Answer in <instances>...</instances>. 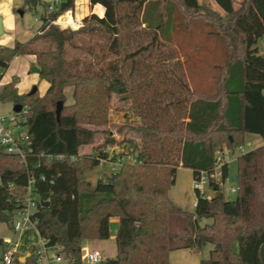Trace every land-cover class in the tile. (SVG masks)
Returning <instances> with one entry per match:
<instances>
[{
  "label": "trees",
  "instance_id": "obj_1",
  "mask_svg": "<svg viewBox=\"0 0 264 264\" xmlns=\"http://www.w3.org/2000/svg\"><path fill=\"white\" fill-rule=\"evenodd\" d=\"M214 1L219 10L199 0H90L105 8L104 16L91 13L80 26L61 28L52 21L74 7V0H62L56 11L44 9L42 26L30 40L0 46V80L15 56L34 54L39 75L49 83L42 95L20 93L17 78L0 85L1 101L26 107L15 114L22 115L18 123L27 126L32 147L23 160L0 145L1 222L13 228L32 170L35 192L49 202H39L32 214L36 228L45 247H59L69 264H81L83 239L110 237L112 217L119 218L118 252L105 264H170L172 251L201 252L208 245L200 264H264V144L238 156L235 199L196 191L195 210L189 211L168 195L178 166L192 169L196 178L213 168L218 151L241 148L246 134L264 139V55L258 47L264 0H243L238 8L233 0ZM25 2L36 8L40 0ZM195 34L200 62L206 41L213 44L209 53L225 51L223 62H211L218 70L214 87L190 84L186 62L192 55L183 51V60L181 49ZM70 49L95 59H70ZM113 97L127 117L140 119L134 128L140 140L128 153L109 158L106 146L114 140L94 143L109 123ZM86 145L96 147L94 153L81 154ZM117 159L118 169L94 185L85 178L102 160ZM0 245H6L2 237ZM28 252L25 264H39L40 248L31 245ZM19 257L13 252L10 264H21Z\"/></svg>",
  "mask_w": 264,
  "mask_h": 264
},
{
  "label": "rangeland",
  "instance_id": "obj_2",
  "mask_svg": "<svg viewBox=\"0 0 264 264\" xmlns=\"http://www.w3.org/2000/svg\"><path fill=\"white\" fill-rule=\"evenodd\" d=\"M51 0H40L39 4L36 8H30L28 5H26L25 0H23L21 6H19L17 9L20 11V9H23L25 11L24 16H21L18 12V16L20 17L21 21H24L26 28H31L32 30L36 31L39 27L42 26V22L40 21V16L44 9H46L47 3ZM202 4H207L211 6L214 9L219 10L218 5L215 3L214 0H199ZM235 8H238L243 0H233ZM61 27V26H60ZM65 28V27H61ZM78 42H81L78 40ZM90 41H85L84 44H88ZM82 43V42H81ZM200 44L199 36L198 34H195L194 36L184 43V49H181V58L184 60L186 59L185 54L183 51H186V53H190L192 55V58L190 59V64L188 63V60L186 62L187 71L189 75L190 84L195 89H205L209 87L215 86V79L217 75V68H215L211 62L214 60L217 63L223 62V54L225 56V51L222 53L221 50L219 51L222 53L219 54L217 51L212 55L209 53V48H211L212 42L206 41L204 44V48L202 50V53L205 55L204 63L199 61V58H196V54L198 53V50H195L196 47ZM213 45V44H212ZM88 47V46H87ZM258 47L260 50V53L264 55V36L259 39ZM80 54L82 58H85L87 60H90L91 57L94 60L95 55H90L87 52L78 51L74 49H70L69 58H73L75 55ZM195 54V55H194ZM214 55H218L215 57ZM195 58H194V57ZM31 74H34V72H31ZM36 74V73H35ZM38 75V74H37ZM19 79V78H18ZM45 80L39 75V82L34 84V86H38L40 91H42L44 87ZM33 86V87H34ZM32 87V88H33ZM31 88V89H32ZM30 91V90H29ZM73 88L68 87L66 89V95H67V103L73 102L72 97ZM2 102V101H0ZM5 106V103H1L0 106ZM121 102L116 97L112 98L111 103V110L109 114V123L105 127L99 128V133L97 134L95 145H101L106 139H113L114 142L110 143L106 146V152L109 158H112L113 156H116L123 152H129L131 146L133 144L139 143L140 140V134L134 129L136 126L139 125L140 119L131 114L129 117L125 115V112L123 110H120L122 107ZM4 108V107H3ZM125 109L127 107H124ZM8 115V117H12V115L15 114L13 111V106L11 107V110L5 115ZM18 121L22 119L21 114H16ZM20 130L25 131L26 128L22 125ZM248 138L251 139V144H248L247 141L243 144L241 148H236L234 150H231L229 148H223V150L218 151L217 155L223 156L225 160L228 162L229 166V176L225 180V184L221 189V192L224 193L226 199H235L236 193H232L229 191L230 186L237 185L238 183V164H237V158L239 155L242 154V152L249 151L255 146L260 145L264 143V139L258 135V134H248ZM92 145H87L84 148L82 147V150H84V153L90 154L94 153L96 150V147ZM112 160H103L101 161V164L93 167L92 169L85 172V178L88 181H91L92 183H96L97 180L102 177L104 174H109L113 171L112 167L115 165L109 164ZM194 173L193 170L190 168L178 166L176 171V179L175 183L171 186V188L168 191V195L171 198V200L183 207L186 210L194 211L195 210V201L197 200V192L194 188ZM206 190L208 194H212V190L210 189L209 185H206ZM217 193V192H216ZM215 193V194H216ZM219 194V193H218ZM207 222H210V219H202L201 223L205 224ZM119 226V225H118ZM23 230L16 231L14 228H12L9 224L6 222L0 221V237H8L11 244L17 243L18 241H21ZM39 247V246H37ZM40 247L43 248V246L40 245ZM211 245H208L205 247L201 252H191L188 249H179L175 250L174 253H172L170 258V264H200V260L202 258H206L209 255V251L211 249ZM6 248V245L1 246L0 245V264L2 263V256L4 254V249ZM52 252V251H51ZM189 258L194 260V262H189Z\"/></svg>",
  "mask_w": 264,
  "mask_h": 264
},
{
  "label": "crops",
  "instance_id": "obj_3",
  "mask_svg": "<svg viewBox=\"0 0 264 264\" xmlns=\"http://www.w3.org/2000/svg\"><path fill=\"white\" fill-rule=\"evenodd\" d=\"M22 2L23 0H0V18L2 23V32L0 33V46L12 47L17 41L26 42L39 32L41 27H39L36 31H34V29L32 30L31 28H26L24 21L20 20V17L18 16L17 12L21 16H24L25 14V11L23 9H20V11L17 9L19 6H21ZM104 12H105V8L101 4L92 5L90 0H74V7L63 12L60 15V20L65 22L70 21L72 19L81 21L82 18L88 14L96 13L97 15L102 17L104 16ZM40 21L42 22L41 16H40ZM35 68H38L36 55L34 54L17 55L11 60L9 67L7 68L2 79L0 80V85L8 83L12 81L14 78L17 79L19 78L17 82V88L20 93L31 92V90L34 87H36L39 94L42 95L46 92L49 83L44 79L45 82L42 91H40L38 86H34V84L39 82V72L36 71ZM31 72H34V74H31ZM1 103L2 104L5 103V106L4 105L0 106V117L9 118L7 114L5 115V113L9 112L11 110V107L14 106V104L10 101H2L0 102V104ZM16 119H17V115H16ZM24 127L26 128L25 131H27V126ZM248 134H246V141L248 144H251L252 141L251 139L248 138ZM263 144L264 143L257 145L255 146V148ZM84 147L85 146H83V148ZM80 153L81 154L84 153V150H82V148L80 150ZM0 182H1V178H0ZM92 184L94 185L95 183ZM118 225H119V218L112 217L110 219L109 238L83 239L81 241V255H82L81 264H92L88 259V255L93 250H99L101 252L103 256V261L100 264H105V261L108 258H114L117 255L118 249H117L116 233H117ZM22 230H23L22 232L23 238L21 239V241H18L17 243L11 244L9 241L10 239L8 237H2L6 241V248L8 249L13 248L15 252H18L20 256H22L29 253L28 248L31 245L39 246L40 248V257L38 259L39 264H53L52 262L54 261V255L58 253L59 247L46 248L45 241L39 235L36 226H29ZM40 245L43 246V248L40 247ZM190 251L194 252L192 250ZM174 252L175 250L170 253V258L172 253ZM192 261L194 262V260L189 258V262ZM2 263L4 264L3 261ZM20 263L25 264L22 262ZM59 264H69V261L67 259H64Z\"/></svg>",
  "mask_w": 264,
  "mask_h": 264
},
{
  "label": "built area",
  "instance_id": "obj_4",
  "mask_svg": "<svg viewBox=\"0 0 264 264\" xmlns=\"http://www.w3.org/2000/svg\"><path fill=\"white\" fill-rule=\"evenodd\" d=\"M61 1L62 0H51L47 3V10L49 12L56 11L59 8ZM52 23L65 28H74L82 24L81 21L74 19L67 22L62 21L60 20V16L56 20H53ZM22 111L25 112L26 107L23 106ZM20 127L21 125L16 119V114L9 118L0 117V145L4 146L7 152L16 154L20 159L24 160L26 159L28 153L32 151V147L30 145V137L27 131L20 130ZM225 162H227V160H225L223 156L217 155L215 164L211 170H201L198 173L197 177L194 179V188L200 195L206 198H211L216 192H221V189L225 184V180L223 179V164ZM110 163L115 165L112 167L114 171L121 165L122 160L117 159L115 161H111ZM34 166L36 167L37 164ZM30 171L32 170H28L29 178L27 191L23 200V206L16 211L13 218V228L15 230H22L29 226H36V220L32 217V214L37 209L41 199L34 190L35 177ZM41 177L44 178L43 175ZM206 185H209L210 189L213 191L212 194L207 193ZM237 190V185L229 187V191L232 193H237ZM196 203L197 202L195 201L194 205H196ZM13 252H15V250L13 248H9L4 254L3 260L5 264L11 263L13 260ZM88 259L92 264H100L103 261V256L99 250H93L89 253ZM63 260V257L57 253L54 255V261L52 263L59 264Z\"/></svg>",
  "mask_w": 264,
  "mask_h": 264
},
{
  "label": "water",
  "instance_id": "obj_5",
  "mask_svg": "<svg viewBox=\"0 0 264 264\" xmlns=\"http://www.w3.org/2000/svg\"><path fill=\"white\" fill-rule=\"evenodd\" d=\"M2 32V23H1V18H0V33ZM36 71H39V68H35ZM37 90L36 87H34L31 92H35ZM23 109V106L21 104H14L13 106V111L15 113H20ZM62 109H63V101H59L57 103V107H56V115H57V121L60 122V118H61V112H62ZM219 194L216 193L215 196H218ZM42 205H49V202L48 201H41ZM30 255V253H27L25 255H22L19 257V261L22 262V263H25L26 262V259L27 257ZM261 255L262 257H264V245L262 246L261 248Z\"/></svg>",
  "mask_w": 264,
  "mask_h": 264
}]
</instances>
